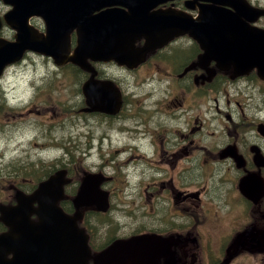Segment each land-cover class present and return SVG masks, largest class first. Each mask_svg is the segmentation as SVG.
I'll use <instances>...</instances> for the list:
<instances>
[{"label":"flooded vegetation","instance_id":"1","mask_svg":"<svg viewBox=\"0 0 264 264\" xmlns=\"http://www.w3.org/2000/svg\"><path fill=\"white\" fill-rule=\"evenodd\" d=\"M123 4V10L130 12V7L128 4L138 3L144 4L143 8L148 10V13L161 12L163 14L170 13H180L184 16H193L197 18L200 16L201 5L214 3L223 8L231 10L233 16L240 17L245 23L250 27L258 28L264 30V0H238V4H222V2H233V0H118ZM89 4L92 6L100 5L101 9H107V0H88ZM239 8L240 12H238ZM10 9L5 0H0V38L6 40H14L17 31L8 25L4 20V15ZM228 14V13H227ZM67 15L74 21V10H73V0H67ZM253 18V19H252ZM42 19V18H41ZM41 19L34 20L40 26L41 30H45V22ZM39 20V22L37 21ZM156 27L154 29L147 30L148 34H153L158 37V45L155 49L147 50V56L144 57L142 61L134 65L129 66L127 63H121L116 60L110 61H94L89 59L92 66L97 71L95 76V81L102 82L105 80H111L114 82L115 86L119 88L121 94L119 95V108L113 113H107L103 111H90L88 109L87 97L83 93L82 101L80 104V112L89 116H80L84 121L88 122L89 119L95 115L97 119L105 120L108 124L110 121H119L123 124L126 122L132 123H143L146 130V123L152 115H148V108L142 103L141 98L136 100L133 98L134 92H130L129 85L125 78L121 79L123 72H133L138 73L137 77L141 78V82L144 83L140 87H144L155 79L157 82V77L163 83H167L168 97L164 101H167L168 105H173V113L178 110L183 111V125L179 132H182V138L180 140L173 141L171 143V149H163L162 146L159 148V157L166 162V165L162 166L160 161L157 160L158 156H154V161L156 166L154 168H159L161 171L169 169L168 178L162 179L159 182L149 181L147 185L142 187V193H138L142 196V205L144 208V213L142 218L148 219L146 223L139 226V228L128 234H117V228H114L115 218L113 211L118 207L120 191H124L127 186H131V182L128 179L126 173H111L106 170V166H93L89 170L88 165L85 164V157L77 155V162L82 165H86V169L89 170L83 173L77 171L70 172L67 168L68 181L65 185V199L62 201L63 208L74 214L75 212H80L81 217L79 219V225L83 227L87 234L89 235L88 242L91 249V256L88 264H126L124 260L117 257L118 253H106L110 255L111 258L105 261L100 259V255L103 252L111 249L115 244L122 242L123 240L130 239L132 236L136 235H163V236H174L172 234H180L185 237L181 238L178 244H169L166 253L162 254L159 264H190L188 262L189 254H195L200 252L201 256L204 258L205 255L223 257L224 253L217 248V244L222 240L223 235H216L215 230L222 231L221 223H208L205 219L215 218L219 219L215 214L218 215L220 212L218 208L222 204L221 200L215 198L212 195V191L215 187L213 179H211V172L214 171V163L210 162L204 156L209 155L215 160L220 166L225 161L232 163L233 170L238 173H243V175L250 174L251 179L250 186L253 188L249 194V199H244L241 202L235 201V206L239 207L241 205H246V210L252 216V223H256L264 227V190L258 192L256 186L258 184L264 187V104L261 106L262 114H247L246 110L243 108L234 109L224 113L223 115H210V123L205 125L202 118V114L195 115V125L192 129L190 113L191 109L195 106L193 105L192 95L195 93L197 95H203L212 100L214 98L217 102L219 97L223 92L225 84H242L244 81L252 83L253 86L264 85V79L259 77L256 70L250 71L246 75H237L233 69L223 70L218 67L215 60L209 63H202L193 66L199 61L201 55L204 54L205 49L199 43L197 39L190 35V33L183 34H173L172 31L167 29L166 22L157 21L155 23ZM67 37L70 42V46L74 49L78 45L79 31L74 28L72 31L67 33ZM149 38L146 34L137 38L135 41L136 49L145 48ZM49 56L39 54L34 51H27L24 57L7 66L4 73L9 69L17 70L19 63L27 65L28 63H38L43 62L49 68L60 72L61 67L56 65ZM207 68L213 69L214 73L212 75L208 74ZM76 73L77 77L72 78V84L77 89L78 92L84 91V85L89 80L91 72L84 70L77 66ZM180 71V72H179ZM4 73L2 75H4ZM184 73L182 76L181 74ZM0 75V83H3L4 77ZM61 75L60 73L58 74ZM52 84V80H49L46 76H40L35 78L31 85V96L30 101H32L33 96H41ZM177 85L179 88H177ZM126 92V90H128ZM151 98L145 99L144 102L151 101ZM38 102H33L34 107L29 109L27 114H24L25 120L32 126L37 122L35 118V113H42V105ZM239 105V103L237 102ZM75 106L79 105V102L74 103ZM154 105L159 108L160 105L157 102ZM204 105V104H203ZM36 107H38L36 109ZM67 111L72 109V104L70 100H67L62 104ZM69 107V108H67ZM250 106H245L244 108H249ZM1 109V108H0ZM133 113H129L130 110ZM43 110V111H48ZM204 111V108L202 107ZM34 115H30L31 113ZM54 115H49V119L54 121H59L63 118L61 112L57 109H52ZM75 117V111H71ZM30 116L33 118L28 119ZM105 118H103V117ZM14 117H17L15 114ZM135 117H139L141 121L136 120ZM48 118V116H47ZM8 123V122H7ZM211 123H215V126H211ZM30 127V126H29ZM31 128V127H30ZM210 128V130H209ZM218 128H226L229 134L232 135V140L224 143V140L219 139V141L213 142L212 140L203 141L204 133L206 135L213 134ZM31 129H34L31 128ZM206 130V131H205ZM87 133H94L90 136L88 142L87 154L92 152L95 148L93 143L96 139L99 143H102L106 139H114L109 129L104 130L102 135L97 136V132H93V128L87 129ZM148 131V130H146ZM130 128L124 124L119 133L128 134ZM141 132V131H140ZM84 133L80 131V137H77L73 145H78L87 143L82 138ZM253 136V140L251 139ZM35 135L26 136L21 144L23 146H28L33 141ZM197 137V139H196ZM63 142H55L51 144H46L47 142L34 141L38 147L43 148L46 146H58L64 148V154L72 155L76 157L74 150H70L71 142H66L64 136H60ZM224 143V144H223ZM233 143V144H231ZM195 144L191 151L189 147ZM216 145H220L223 149H219L217 153L213 151ZM208 145V146H207ZM174 147H178L179 150L174 151ZM229 147V151L225 152V149ZM66 164L75 163V158ZM43 157L40 156L36 161H42ZM186 160V161H185ZM185 161L186 164H197V168L204 166V178L206 179L204 185L196 183L194 179L189 175L190 168L184 167L178 170L177 165L179 162ZM106 161H104L105 165ZM129 167L138 166L141 162H131L128 161ZM63 165V166H62ZM65 164L60 163L55 167V169L38 180L37 178H30L27 180V186H24L22 182L16 181L13 183L14 196L18 190H24L26 195H30L39 185V183L52 173L63 168ZM8 169H12V177L19 171V167L12 163H7L5 165ZM53 166V167H54ZM218 167V166H217ZM92 170V171H91ZM31 171V170H30ZM95 172L96 178L98 179V185L100 189L105 193L108 198V207L105 210H101L97 205L89 204L79 206L74 198L79 193L82 182L87 177L89 173ZM241 176V178L243 177ZM234 178V177H233ZM239 179V182L241 180ZM221 185L224 182L223 178H217ZM235 184V181H234ZM193 189L194 192H187L189 189ZM131 193V192H129ZM191 197H195L191 198ZM189 198V199H188ZM124 202L129 203V200H124ZM16 202H11L14 204ZM187 203H197L201 208L203 213V221L192 225V216L190 207ZM134 202H131L127 208L131 213L132 217L137 218V213ZM252 211V212H251ZM177 217V221L174 218ZM103 227H100L99 224ZM247 223V222H245ZM251 224V223H250ZM246 224L242 227H246ZM243 237L249 231H253L248 228ZM121 250V249H120ZM195 250L193 253L192 251ZM225 252V250H224ZM11 257V255H8ZM101 261V262H100Z\"/></svg>","mask_w":264,"mask_h":264},{"label":"water","instance_id":"2","mask_svg":"<svg viewBox=\"0 0 264 264\" xmlns=\"http://www.w3.org/2000/svg\"><path fill=\"white\" fill-rule=\"evenodd\" d=\"M15 4V20L19 27L18 40L11 44L0 43V71L7 63V57L16 54L21 57L25 49L33 48L51 54L58 63L71 61L92 75L84 85V93L91 110L113 113L119 108L120 90L111 80L95 81L97 71L89 58L96 61L116 60L133 67L146 56L147 50L162 45L158 37L148 34L155 23L167 24L173 34L190 33L204 47L205 52L198 62L193 64L217 62L223 70L233 69L235 74H248L257 68L264 79V30L250 27L240 17L233 16L232 11L214 3L201 6L200 16H184L178 12L163 14L148 13L144 4H128L131 11L126 13L121 7H114L95 13L100 5L92 6L88 0H73L74 21L67 15V0H12ZM222 2V4H238ZM120 3L107 0L106 5ZM240 12L239 8H237ZM228 13V14H227ZM32 14L45 17L51 38L40 39L28 28V18ZM23 15V16H22ZM253 19V18H252ZM78 27L79 40L73 54L70 53L67 33ZM146 34L149 38L145 48L136 49L137 38ZM5 51H11L6 54ZM208 74L214 73L207 68ZM67 171H56L30 195L22 191L16 194L18 205L2 206L4 221L10 230L0 235V254L15 251L16 264H38L33 261L31 253L45 256L48 263L87 264L91 250L85 229L79 227L77 221L80 213L71 215L59 206L65 197ZM98 179L89 178L83 185L76 203L89 205L95 203L99 209L106 206V196L96 190ZM247 184L241 187L246 191ZM38 203V206L35 205ZM32 214L38 220L31 219ZM168 239V238H167ZM156 235L136 236L115 244L105 251L101 260L111 258L106 253L117 252V257L126 264H159L163 253H166L170 239ZM121 249V250H120ZM72 252V254H71ZM32 256L29 259L28 256ZM0 258H5L0 255ZM2 264H8L2 263Z\"/></svg>","mask_w":264,"mask_h":264},{"label":"rangeland","instance_id":"3","mask_svg":"<svg viewBox=\"0 0 264 264\" xmlns=\"http://www.w3.org/2000/svg\"><path fill=\"white\" fill-rule=\"evenodd\" d=\"M39 22V20H37ZM54 69L49 68L45 63H28L21 66H18L17 70L9 71L5 76L2 86L5 87V96L6 102L4 101L3 95L0 93V182L3 185L0 187V190L5 193L4 195L13 201L12 194L13 183L20 181L24 186H27V180L30 178H37L38 180L47 175V170L60 163L66 164L69 161H72V158H75V163L68 164L67 167L72 169V173L80 171L84 172L92 169L93 166H102L107 167L106 170L111 173L124 172L128 175V179L131 182V186H127L124 191H120L119 195V204L118 207L113 211L115 224L114 228H117V234H128L136 231L139 226L143 225L148 221V219L142 218L144 213V206L142 205V196H139L138 193H142V187L147 185L149 181L159 182L162 179L168 178L169 169L161 171L159 168H154L156 163L154 161V156H158L157 160L160 161L161 165H166V162L163 161V158L159 157V148L160 146L163 149H171V143L180 140L182 138V132H179L182 129L183 125V111L178 110L173 113L174 106L168 105L167 101H164L168 97L167 83H163L157 77V82L155 79L144 87H140L142 84L141 78H138V73L133 72H123L121 79L125 78L130 92H134L133 98L136 100H142V103L148 108V115H152V118H149V121L146 123V130L143 123H132L126 122V126L130 128L128 134L119 133L120 128L124 125L119 121H110L108 124L105 120L97 119L93 115L88 122L84 121L80 116H89L80 112L81 104V94L72 84V78L77 77L78 74L71 73L64 70L65 75L61 77L58 72L54 74L56 79L52 80L51 87L42 94L41 96H33L32 101H30L31 96V85L35 78L40 76H46L50 80L53 75ZM180 72V71H179ZM184 73L181 74V76ZM177 88L179 86L177 85ZM126 90V92L129 91ZM151 98V101L144 102L145 99ZM67 100L71 101L72 109L67 111L62 104ZM79 102L78 106H75V102ZM193 105L191 109L190 118L192 129L195 125V115L202 114L204 124L207 125L210 123V115H223L228 113L234 106L237 105L234 109L243 108L246 110L247 114H262L264 104V85L253 86L252 83L244 81L242 84H225L223 92L219 97L217 102L214 98L209 99L203 95H192ZM33 102H38L42 105V113H35V118L37 122L33 124L34 129H31V126L26 120L24 114H27L29 109L33 108ZM159 103L160 107L157 108L154 103ZM239 103V105L237 104ZM37 103V104H38ZM204 104V105H203ZM245 106H250L248 109L244 108ZM204 108V111L202 110ZM38 107H36L37 109ZM69 108V107H67ZM48 111H43L47 110ZM52 109H57L61 112L63 118L59 121H54L49 119V115H54V112H51ZM70 109V108H69ZM71 111H75V117ZM15 112H22L18 118H13L12 115ZM129 113H133L131 109ZM30 115H34L32 112ZM48 116V118H47ZM33 118L30 116L28 119ZM136 120L141 121L139 117H135ZM8 122V123H7ZM211 126H215V123H211ZM93 128V132H97L96 135H102L104 130L109 129L110 133L114 139H106L102 145L99 143V140L96 139L93 143L95 148L92 149V152L87 154L88 142L90 136L94 133H87V129ZM210 130V128H209ZM40 131L45 133L42 138L46 144H51L55 142H63L60 136L67 138L69 134H75L77 137H80V131L84 134L82 138L84 141H87L86 145L82 146L73 145L72 142L70 145V150L72 153L76 152V157L72 155L64 154V148L58 146H46L43 148L38 147V145L32 141L28 146H23L21 141L29 135H37ZM141 131V132H140ZM206 131V130H205ZM203 141L212 140L213 142L219 141V139L224 140V143L232 140V135L229 134V131L226 128H218L213 134L206 135L204 133ZM197 139V137H196ZM253 140V136L251 135ZM223 143V144H224ZM233 144V143H231ZM195 144H192L189 147L191 151L192 147ZM208 146V145H207ZM174 151H178V147H174ZM213 151L218 152L219 149H223L220 145L215 144ZM229 148V147H228ZM74 150V152H73ZM84 154L85 164L88 165L89 170H84L82 165L77 162V155L82 156ZM42 156V161H36L38 157ZM210 162L214 163V171L211 172V179L215 183V187L212 191V195L215 198L221 200L222 204L218 210L220 211L216 215L219 219L210 218L206 216V221L208 223H221L222 231L215 230L216 235L221 233L228 232L229 229L233 230L238 226H244L250 224L251 221L245 223L242 220V215L244 213V207H236V202H241L242 200L248 198V196L243 195L240 189V184L243 179L249 175H243V173H238L233 170L232 163L225 161L219 167L217 160L212 158L209 155L204 156ZM104 161H106L104 165ZM128 161L131 162H141L138 166L129 167ZM186 161V160H185ZM185 161H181L177 165L176 172L181 168L188 167L190 168L189 175L194 179L196 183L204 185V166L201 165V168H197V164H186ZM7 163L15 164L19 167V171L12 177V169H8L5 165ZM63 166V165H62ZM218 166V167H217ZM31 170V171H30ZM92 171V170H91ZM243 177L241 178V176ZM234 177V178H233ZM217 178H223L224 182L221 183ZM241 178L240 182L239 179ZM235 181V184H234ZM194 192L193 189H189L187 192ZM131 192V193H129ZM4 196V197H5ZM196 199L195 197H191ZM189 199V198H188ZM241 199V201L239 200ZM4 200L2 194H0V201ZM124 200H129V203L124 202ZM197 200V199H196ZM250 200V199H249ZM8 201V200H6ZM251 201V200H250ZM134 202V205L137 207L134 213H137V218H133L129 210H127L129 204ZM190 207L191 216L193 217V225L203 221V213L201 212L200 206L197 203H187ZM252 212V211H251ZM174 221H177V217L174 218ZM143 222V224H142ZM100 227H103L101 223ZM263 243L256 242L252 248L256 251L257 248L263 247ZM193 253L195 250L192 251ZM258 254L253 255L247 253V251L242 248L240 256L235 260L236 263L226 262L224 257L214 256V261L204 259L200 252L195 254H189L188 262L190 264H264V249L256 252ZM225 260V261H224Z\"/></svg>","mask_w":264,"mask_h":264},{"label":"bare ground","instance_id":"4","mask_svg":"<svg viewBox=\"0 0 264 264\" xmlns=\"http://www.w3.org/2000/svg\"><path fill=\"white\" fill-rule=\"evenodd\" d=\"M45 133H43L42 131H40L37 135H35L34 137H33V141H42V138H43V136L42 135H44ZM76 139H77V136L75 135V134H69L68 136H67V138L65 139L66 140V142L68 143V142H74V141H76ZM106 258V257H105ZM103 261V260H102ZM105 261V260H104ZM101 262V261H100Z\"/></svg>","mask_w":264,"mask_h":264},{"label":"trees","instance_id":"5","mask_svg":"<svg viewBox=\"0 0 264 264\" xmlns=\"http://www.w3.org/2000/svg\"><path fill=\"white\" fill-rule=\"evenodd\" d=\"M76 69H77L76 66L71 65L69 71H70V72H75ZM55 167H57V166H54V167L52 166V167H50V168L46 171L47 174L51 173V172L55 169Z\"/></svg>","mask_w":264,"mask_h":264}]
</instances>
